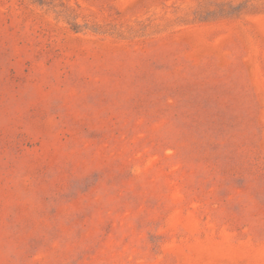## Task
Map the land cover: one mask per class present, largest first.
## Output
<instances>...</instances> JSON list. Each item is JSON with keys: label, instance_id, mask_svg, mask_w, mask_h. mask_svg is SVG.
Returning <instances> with one entry per match:
<instances>
[{"label": "rangeland", "instance_id": "374dc122", "mask_svg": "<svg viewBox=\"0 0 264 264\" xmlns=\"http://www.w3.org/2000/svg\"><path fill=\"white\" fill-rule=\"evenodd\" d=\"M0 264H264V0H0Z\"/></svg>", "mask_w": 264, "mask_h": 264}]
</instances>
